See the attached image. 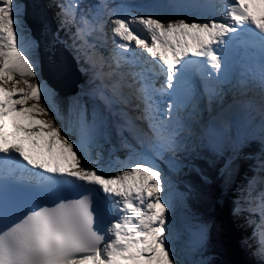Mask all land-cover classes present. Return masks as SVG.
Returning <instances> with one entry per match:
<instances>
[{"label": "snow or ice", "instance_id": "snow-or-ice-1", "mask_svg": "<svg viewBox=\"0 0 264 264\" xmlns=\"http://www.w3.org/2000/svg\"><path fill=\"white\" fill-rule=\"evenodd\" d=\"M57 6L61 26H74L73 35L85 44L92 32L103 35L110 26L115 69L107 75L119 79L105 99L137 110L125 118L147 122L156 155L182 145L180 110L197 99L193 74L214 98L240 47L252 53L248 83L259 88L264 110V0L193 6L220 14L204 16V22L132 14L107 4L82 12L79 0ZM22 29L17 0H0V264H180L171 246L164 171L135 153L117 162L114 175L90 166L100 163L90 151L95 122L81 112L74 125H58L59 114L41 104L47 88L22 46ZM122 63L128 71H120ZM165 94L170 99L162 110L157 97ZM26 171L31 180L24 179ZM259 198L264 215V192ZM259 242L264 259V226Z\"/></svg>", "mask_w": 264, "mask_h": 264}, {"label": "trees", "instance_id": "trees-1", "mask_svg": "<svg viewBox=\"0 0 264 264\" xmlns=\"http://www.w3.org/2000/svg\"><path fill=\"white\" fill-rule=\"evenodd\" d=\"M48 1L51 10L49 14L54 16L59 27L57 35L72 51L83 74L78 86L70 94L47 88V107L49 111L59 114L61 126L62 121L74 125L78 114L83 112L90 122H95L97 128H104L110 143L116 145L121 140L118 129L123 120L98 91L85 56L82 52L76 54L70 47L73 41L69 32L75 33L76 28L61 26L60 9L57 6L61 1ZM22 30L25 44L32 43L34 40L29 37L32 36L31 30L24 21ZM27 51L36 62L38 79L45 85L39 70L38 50ZM253 130L254 126H250L240 139L231 131L233 136L230 134L218 151L202 145L188 153L187 164L180 175L182 184L178 188L181 207L188 225L203 231L206 238L204 249L181 252L180 259L184 264H260L252 253L256 249V240L250 238L252 223L248 222V214L232 213L234 199L243 204L245 197L252 191L253 178L258 174L264 155V146L252 137ZM226 165L237 169L231 183L233 190L222 189L221 171Z\"/></svg>", "mask_w": 264, "mask_h": 264}, {"label": "rangeland", "instance_id": "rangeland-1", "mask_svg": "<svg viewBox=\"0 0 264 264\" xmlns=\"http://www.w3.org/2000/svg\"><path fill=\"white\" fill-rule=\"evenodd\" d=\"M103 1H105L107 3H104V2L101 3L100 0H99V4H107V5H109V7L111 6L110 8H112V9H115V8L116 9H120L119 8L120 3L117 0H114L113 3L110 0H103ZM17 3L19 5L21 11L24 10L23 4L21 5L20 1H18V0H17ZM36 7H37V9L39 8L38 6H36ZM127 8H130V9L133 10V8L125 6V9H127ZM22 13H23V11H22ZM43 15L46 16L44 13H43ZM38 16H39V14H38ZM39 17H42V16H39ZM42 18L44 19V20H42L43 21L42 24L45 23L46 28H48L49 22H50L51 19H49L47 16L46 17H42ZM109 19L110 18H108V20ZM24 20L25 19H24V13H23V21ZM105 20H106V18H105ZM25 24H26V22H25ZM104 32H105V34H104L102 39L105 40V37H106L107 42H106V45L104 46L103 49L102 48H98L97 44H94L95 45V48H94V51H93V53L95 52L94 53V62L98 61V57L97 56H99L101 63L104 66H106L105 70L107 72H108V70H109V72H111V70L112 69L114 70L115 67L113 66V63H114L113 55H114V53H113V50H112V33H111V29H110L109 25H107V24L105 25ZM31 34H32V36L29 35V37L32 40H34V41L32 43L25 44L26 38H24L25 40L24 41L22 40V46L25 47L26 50H34L36 52L37 44H36V41H35V36H34L33 33H31ZM93 34L94 33L92 32L91 35H93ZM91 35H89L90 36L89 37L90 41H92V39H93L91 37ZM48 38H50V36H48ZM89 39H87V40H89ZM90 41H88V42H90ZM70 46H71V48H73V50H75L76 54L79 55V51L84 50L85 47H87V44H85L80 39L75 38V42H73V44H70ZM109 64L112 65L111 68L109 67ZM116 79H118V78L111 77V82L113 83ZM51 80H52V78H51ZM44 83H46L45 80H44ZM21 86H23V85L21 84ZM76 86H78V83L76 84ZM47 88H48V86H47ZM51 90H52V88H51ZM72 92H74V89H72ZM237 95H239V94H237ZM228 98H229V96H228ZM230 98H234L233 94H232V97L230 96ZM41 104L46 107L44 100L41 101ZM110 106H112V104H110ZM50 113L52 114V112H50ZM52 116H54V115L52 114ZM197 119L198 118H196V120ZM56 123L58 125H60L58 119H56ZM190 126H191V131H189L188 134H184V135H187V140L185 142H182V145L179 148V150L174 152V153H172V154H166V156L163 159L158 158L156 156V154L152 153L150 150H149V153L147 152L148 150L147 151L143 150V143L141 142V140L140 141L138 140L137 144L134 145L131 148V150H127L128 147L125 146L127 139H126V137H122V133H120V136L122 137V142H121V145L119 147L115 148L116 149L115 154L117 156H122L124 154L123 157L125 156V158H123V162H127L128 158L134 153L135 154H142V155L146 154V155H148L149 158L152 159V161L155 164H157L159 166V168H161L164 171L165 178L169 182V185H168V187H169L170 184H172L171 180L174 178V176H176L177 173H178V176H179V172L181 171V168L182 167L184 168V165L186 164L185 158L187 157V153L189 151H192V150L195 149L194 145H195L196 141L199 140V138H200V134L197 133V131H195L196 125L194 124V122L191 123ZM133 131H134V129H133ZM257 131H259V134L261 135V138L263 139V143H264V126H260L259 128L257 127ZM234 135H236L237 139H240L239 135H237V134H234ZM231 136H233V133H231ZM237 143H240V142L237 141ZM123 145H124V147H123ZM104 146H105L104 143L100 144V147L103 148ZM236 173H237V169L235 167L231 166V165H226L223 168V170L221 171L222 189L223 190H228V189L233 190V188L231 186V183L233 182ZM255 182H256V184H255ZM262 184H264V155L261 158V164L259 165L258 174H257V176L254 179V187L255 188H253L252 191L249 192V195L251 196V199H252L253 203L250 204V207H252V210H250L249 207L246 206V208L249 210V212H247V213L250 215V217L248 218V221H251V219L253 217L257 216V215H261L262 214L261 209H258V208H256L254 206L256 204V202L260 199L259 198L260 197L259 194L262 191L264 192V190L262 189V186H261ZM167 195H168V198L170 200V208H169V213H168V227L170 229L171 246H172V248L175 251V254H176V257H177L178 261H180V264H184L182 262V260L180 259L181 252H180V248H179L180 247L179 246V239L184 233V231L182 230V227H181V223L182 222H181V219L178 218V216H177V209H176L177 208V205H176L177 202H176L175 196L173 195V193L170 192V190L167 192ZM253 220H254V218H253ZM255 220L257 222L256 225L258 226V231H257L258 239L257 240L259 242L260 222L258 221L257 218ZM201 243H202V239L199 236L198 237V245H200ZM259 244H260V242H259ZM256 251L257 250L254 249L253 253H255ZM260 259H262L261 256H260Z\"/></svg>", "mask_w": 264, "mask_h": 264}, {"label": "bare ground", "instance_id": "bare-ground-1", "mask_svg": "<svg viewBox=\"0 0 264 264\" xmlns=\"http://www.w3.org/2000/svg\"><path fill=\"white\" fill-rule=\"evenodd\" d=\"M20 2H22V1H20ZM25 5L27 6L28 10H27V19H25V17H24V19L26 20V22L28 21L31 24V26L35 25V29L33 30V32L35 35V41H36L37 50L39 53V70H40L42 78L46 81V83L51 88L61 92L62 94L71 93L72 89L75 90L77 82L80 81V76L75 69V65L73 63L72 58H70L67 55L66 50H62V48L59 46L58 42H55L54 40H51V42L48 41V34H49L48 30H51V24H50L49 28L42 27L40 25V23L38 25H37V23L35 24V22L37 20H39L40 18L42 19V17H44L43 13L47 16L46 12L41 7V5L39 3L36 4L39 7L36 11L35 10L32 11V5L30 3H27ZM23 7H24V5H23ZM32 12L39 14V16H42V17L34 16L32 14ZM129 12H131V11H129ZM112 18L113 17H110V19H112ZM50 22H52V21H50ZM32 28H34V27H32ZM104 34H105V32H103V35H100V37L97 40V42H98L97 47L98 48L103 49L104 46L106 45V42H107L106 37H105V40L102 39ZM112 41H113V38H112ZM93 51H94V49H93ZM123 65H124V63H122L121 66H123ZM113 66L115 67V62L113 63ZM105 69H106V66H104V73L108 74L109 70L107 72ZM112 71H113V69L111 70V72ZM112 77L119 79L118 76H112ZM51 78H52V80H51ZM238 81L241 83V80L239 78H238ZM238 87L242 88L240 84H238ZM230 93L233 94L235 99L241 98L239 95L234 94L233 91H230ZM247 96H248V94L245 93L244 95H242V98H245ZM217 99H218V96H217ZM252 99H254L256 102L261 103V95L256 96V97H252ZM245 106H246V104L244 105V107ZM128 113L130 114V117H134V116L138 115L137 110L134 108H129ZM127 116L129 117L128 114H127ZM132 122L134 123V127H133L134 133H136V134H139V133L148 134L150 132L145 127L144 121H132ZM263 185L264 184H262V186ZM263 188H264V186H263Z\"/></svg>", "mask_w": 264, "mask_h": 264}, {"label": "water", "instance_id": "water-1", "mask_svg": "<svg viewBox=\"0 0 264 264\" xmlns=\"http://www.w3.org/2000/svg\"><path fill=\"white\" fill-rule=\"evenodd\" d=\"M19 1V0H18ZM20 1H22V2H20V3H22L23 5H24V17H25V19H27V6L25 5V4H27V3H30L31 5H32V11H36L37 10V5L36 4H40V5H42L41 7L44 9V11L46 12V9H45V6H44V3H43V1L42 0H20ZM36 2V3H35ZM31 11V10H30ZM32 14L34 15V16H37V17H39L38 16V14H36V13H34V12H32ZM46 14H47V17L49 18V19H51L50 21H52V22H49V26H48V28L50 27V24H51V30H48L49 31V34H48V36H50V38H48V41L49 42H51V40H54L55 42H58L59 43V46L62 48V50H65V48H64V44L62 43V42H60L59 41V39L56 37V32H57V26H56V24H55V21H54V19H53V17L48 13V12H46ZM44 17H46V16H44ZM42 20H44L43 18L41 19H39V20H37L36 22H35V24L37 23V25L40 23V25L42 26V27H44V28H46V25H45V23L44 24H42ZM25 22H26V20H24ZM26 24L28 25V27L30 28V30H31V33H33L34 34V32H33V30L35 29V25L34 26H31V24L27 21L26 22ZM53 25V26H52ZM32 27H34V28H32ZM37 28V27H36ZM35 36V35H34ZM61 44V45H60ZM67 52V51H66ZM67 55L70 57V58H72V56L69 54V53H67ZM72 60H73V63H74V65L76 66V64H75V61H74V59L72 58ZM75 69H76V71L78 72V70H77V68L75 67ZM79 74V73H78ZM78 83V82H77Z\"/></svg>", "mask_w": 264, "mask_h": 264}]
</instances>
